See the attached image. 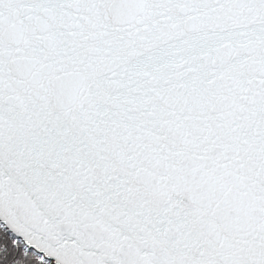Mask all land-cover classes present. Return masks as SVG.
<instances>
[{
    "label": "snow or ice",
    "instance_id": "6c2138e0",
    "mask_svg": "<svg viewBox=\"0 0 264 264\" xmlns=\"http://www.w3.org/2000/svg\"><path fill=\"white\" fill-rule=\"evenodd\" d=\"M0 264H264V0H0Z\"/></svg>",
    "mask_w": 264,
    "mask_h": 264
}]
</instances>
